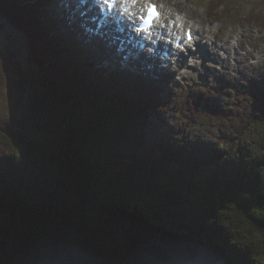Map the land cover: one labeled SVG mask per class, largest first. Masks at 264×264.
I'll return each mask as SVG.
<instances>
[{"label":"trees","instance_id":"16d2710c","mask_svg":"<svg viewBox=\"0 0 264 264\" xmlns=\"http://www.w3.org/2000/svg\"><path fill=\"white\" fill-rule=\"evenodd\" d=\"M42 8L0 0V29L25 51L0 57L10 100L0 112V264H264V84L231 111L202 87L194 104L172 105L153 83L114 80L78 46L63 56ZM202 108L230 125L217 144L164 126L166 110Z\"/></svg>","mask_w":264,"mask_h":264},{"label":"rangeland","instance_id":"374dc122","mask_svg":"<svg viewBox=\"0 0 264 264\" xmlns=\"http://www.w3.org/2000/svg\"><path fill=\"white\" fill-rule=\"evenodd\" d=\"M165 4L168 3L169 12L182 11L185 12L188 17L196 18L203 22L205 25V32L211 35L209 44L211 50L209 55L200 56L196 61L192 63V66L183 74H172L169 76H161L167 78L168 86L173 88V92L177 93L170 97L169 103L174 104L177 100H180L189 92L193 91L197 84L208 85L210 87L211 97L210 102L214 106L226 108L231 110L237 108L240 104V97H238L237 91L233 88V92H229L227 84L219 82L221 79H225L231 82H244L249 83V80L255 79L263 83L264 81V22L259 19V15H264V0H223L228 5L227 13L230 14L229 22H214L211 20V14L206 10V4L211 5L216 2L212 0H161ZM219 1V0H218ZM67 1H65L66 3ZM232 4V6L230 5ZM65 8V5H63ZM222 6L220 7V9ZM43 9V8H42ZM214 14V12L212 13ZM58 16V14H57ZM63 20L55 21L58 24L57 31L61 28H66V21L69 17L63 14ZM256 19V20H253ZM262 21V22H260ZM71 26L74 27V21ZM230 23V24H229ZM259 25V26H258ZM60 28V29H58ZM72 32V35L76 34L75 31L67 29ZM64 30H62L63 32ZM55 33L58 34V32ZM16 37V33L7 30V28L0 29V57L6 49L24 51L21 46L19 38ZM76 38V37H75ZM209 38V37H208ZM98 42H94V45ZM17 48V49H16ZM214 50V51H213ZM25 52V51H24ZM93 53H95V47H93ZM228 57L225 59L222 56ZM254 61H252V59ZM107 58H104V62ZM143 65V64H142ZM259 66V68H258ZM140 67V66H139ZM135 71L142 73L144 70L148 74L156 72L150 71L146 67L141 69L133 68ZM157 69V67H156ZM225 71H230L225 73ZM164 71L161 70L159 75H164ZM155 78L152 75V78ZM183 78V79H182ZM150 79V78H149ZM178 79H180L179 82ZM182 79V80H181ZM151 82L153 79H150ZM162 88L166 85L160 83ZM230 88V87H229ZM7 90V96H6ZM9 89L6 85L0 82V112L5 113L9 108ZM172 92V91H171ZM213 93V94H212ZM240 94V93H239ZM6 97L8 98L6 100ZM164 119L168 123L164 125L166 128H174L176 131H180L185 127V133L180 134V138L183 137L186 140L191 141H204L208 143H219L220 139L226 133V126L222 115H217L210 109L201 110L197 117L191 116L187 111H177L176 109H169L163 113ZM226 122H228L226 120ZM255 129L256 126H253ZM261 128L260 126H258ZM252 128V127H251ZM256 131L251 132V140ZM257 133V132H256ZM258 134V133H257ZM240 248L248 254L246 256L248 262H257L258 246L255 239L242 238L240 239ZM242 251V252H243ZM48 264H51L48 259Z\"/></svg>","mask_w":264,"mask_h":264},{"label":"bare ground","instance_id":"6f19581e","mask_svg":"<svg viewBox=\"0 0 264 264\" xmlns=\"http://www.w3.org/2000/svg\"><path fill=\"white\" fill-rule=\"evenodd\" d=\"M170 13H171V12H170ZM170 13H169V14H170ZM170 15H171V14H170ZM171 16H172V15H171ZM76 18H77L78 21H82V18H81V17L78 16V17H76ZM92 37H93L94 42H99V38H98V37L96 36V34L93 33V32H92ZM96 46H97V44L94 45V47H95V53H94V55L97 56V52H96V49H97V48H96ZM147 62H149V61H148V60H145V58L142 59V63H143V65H148V64H146ZM136 64H140L139 61L136 62ZM141 65H142V64H141ZM141 65H140V66H141ZM138 66H139V65H138ZM156 67H157V66L155 65L154 70L149 69V68H147V67H146V68H147L148 70H150V71H155V70H156Z\"/></svg>","mask_w":264,"mask_h":264}]
</instances>
